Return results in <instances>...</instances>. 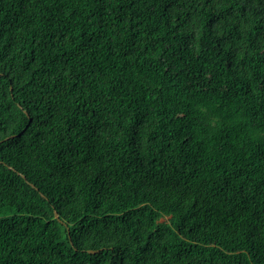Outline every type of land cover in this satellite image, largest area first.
<instances>
[{"label": "trees", "instance_id": "trees-1", "mask_svg": "<svg viewBox=\"0 0 264 264\" xmlns=\"http://www.w3.org/2000/svg\"><path fill=\"white\" fill-rule=\"evenodd\" d=\"M0 264H264V0H0Z\"/></svg>", "mask_w": 264, "mask_h": 264}, {"label": "water", "instance_id": "water-1", "mask_svg": "<svg viewBox=\"0 0 264 264\" xmlns=\"http://www.w3.org/2000/svg\"><path fill=\"white\" fill-rule=\"evenodd\" d=\"M8 138H9V137H8ZM8 138H7V139H8ZM22 176H23L24 178H26L25 175H22ZM33 186H34V185H33ZM55 216H56L57 219H60V215H59L58 211H56V210H55ZM89 252L94 253V252H97V251H96V250H89Z\"/></svg>", "mask_w": 264, "mask_h": 264}, {"label": "rangeland", "instance_id": "rangeland-1", "mask_svg": "<svg viewBox=\"0 0 264 264\" xmlns=\"http://www.w3.org/2000/svg\"><path fill=\"white\" fill-rule=\"evenodd\" d=\"M168 219V217H165V218H163L162 220H167Z\"/></svg>", "mask_w": 264, "mask_h": 264}]
</instances>
